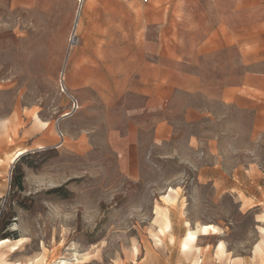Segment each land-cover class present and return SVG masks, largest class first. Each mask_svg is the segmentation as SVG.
<instances>
[{
	"label": "rangeland",
	"instance_id": "1",
	"mask_svg": "<svg viewBox=\"0 0 264 264\" xmlns=\"http://www.w3.org/2000/svg\"><path fill=\"white\" fill-rule=\"evenodd\" d=\"M51 263L264 264V0H0V264Z\"/></svg>",
	"mask_w": 264,
	"mask_h": 264
},
{
	"label": "bare ground",
	"instance_id": "2",
	"mask_svg": "<svg viewBox=\"0 0 264 264\" xmlns=\"http://www.w3.org/2000/svg\"><path fill=\"white\" fill-rule=\"evenodd\" d=\"M78 25V20H77V23L75 24V21H74V27L76 28V26ZM74 28V30H75ZM74 34H75V31H74ZM71 43V42H70ZM75 43V42H74ZM186 236V235H185ZM196 239V235L195 233H191L189 232L187 237H186V240H184L185 242L182 243V246L183 247H187L188 244H190L191 242H193L194 240ZM189 246V245H188ZM51 264H54V263H51Z\"/></svg>",
	"mask_w": 264,
	"mask_h": 264
},
{
	"label": "trees",
	"instance_id": "3",
	"mask_svg": "<svg viewBox=\"0 0 264 264\" xmlns=\"http://www.w3.org/2000/svg\"><path fill=\"white\" fill-rule=\"evenodd\" d=\"M22 157H23V156H21V157L17 160V162L20 161V160L22 159ZM13 185H15L16 187H19V188L21 187V176H18V177L14 180ZM1 238H8V235H7V234L1 235Z\"/></svg>",
	"mask_w": 264,
	"mask_h": 264
},
{
	"label": "water",
	"instance_id": "4",
	"mask_svg": "<svg viewBox=\"0 0 264 264\" xmlns=\"http://www.w3.org/2000/svg\"><path fill=\"white\" fill-rule=\"evenodd\" d=\"M77 20H78V15L75 17V24L77 23ZM73 38L74 37H72L71 42H73Z\"/></svg>",
	"mask_w": 264,
	"mask_h": 264
},
{
	"label": "built area",
	"instance_id": "5",
	"mask_svg": "<svg viewBox=\"0 0 264 264\" xmlns=\"http://www.w3.org/2000/svg\"><path fill=\"white\" fill-rule=\"evenodd\" d=\"M141 1L142 3H147L149 0H139ZM76 106V103L74 104Z\"/></svg>",
	"mask_w": 264,
	"mask_h": 264
},
{
	"label": "crops",
	"instance_id": "6",
	"mask_svg": "<svg viewBox=\"0 0 264 264\" xmlns=\"http://www.w3.org/2000/svg\"><path fill=\"white\" fill-rule=\"evenodd\" d=\"M149 1H150V0H149ZM149 1H148V2H149ZM140 2H141V1H140Z\"/></svg>",
	"mask_w": 264,
	"mask_h": 264
}]
</instances>
